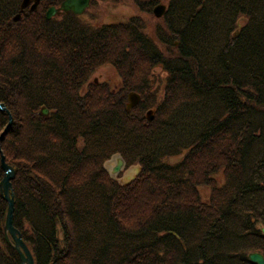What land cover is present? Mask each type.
<instances>
[{"label": "trees", "instance_id": "trees-1", "mask_svg": "<svg viewBox=\"0 0 264 264\" xmlns=\"http://www.w3.org/2000/svg\"><path fill=\"white\" fill-rule=\"evenodd\" d=\"M62 1L42 0L15 22L22 0H0V102L13 117L0 149L14 170L13 225L34 264L264 255V0H164L157 40L131 22L46 19ZM106 62L145 96L136 85L165 70L153 121L145 97L127 111L123 88L87 82ZM7 121L0 111V134ZM115 154L139 165L128 184L104 169ZM6 209L0 192V264H21L3 236Z\"/></svg>", "mask_w": 264, "mask_h": 264}, {"label": "rangeland", "instance_id": "rangeland-1", "mask_svg": "<svg viewBox=\"0 0 264 264\" xmlns=\"http://www.w3.org/2000/svg\"><path fill=\"white\" fill-rule=\"evenodd\" d=\"M33 1L34 0H30L29 5L24 10H19L18 13L21 14L20 18L26 10L29 11V7L33 3ZM41 1L42 0L38 2L37 7L41 5L40 4ZM60 4L58 6H51V7L58 8ZM158 5L166 6V2L164 0H90L89 8H87L81 15H76V16L80 17L79 21L81 23L89 24V26L92 29L99 27V25L107 27V26H112V25H118L121 23L126 24V23L131 22L132 23L131 25H135L141 35H143L144 37L151 36L154 40H157L156 32L158 31V27L162 24V22L154 17L153 9L156 8ZM30 12H33V11H30ZM157 48L160 51H162V53L164 54L163 56H166V57L169 56L170 50L168 51L163 50L164 47H161V45H158ZM164 71L165 70H163L160 65H156V68L149 70L148 74L143 78V81L136 85L137 87L143 86L142 87L144 89L143 91H145L148 95V96H145L143 93H141L142 95L140 94L142 98L145 97V100L147 103V111L144 112L145 114L144 119L148 120L149 122L153 121L157 117L154 104L162 101L163 99L162 95L165 89V83L167 81V74ZM88 81L94 84L106 83L110 87H112V89H115V88L121 89L123 88V85H125L122 78L119 76L116 69L114 68L113 64L110 62L109 63L106 62V63L99 65L95 69V71L88 77L87 82ZM83 90L86 91V87L82 88L81 91L79 90V93L83 94L84 93ZM137 91H138L137 88L134 90L133 88H129V87L122 89V92L127 95V98H128V95L131 93L139 94ZM147 97H148V100H147ZM139 102L137 106L139 105ZM0 104H2L3 106V110L0 109V111L6 113L7 116L8 117L10 116L11 118V124H10V127H11L13 123V117L11 113L9 112L8 108L5 106V104L2 102H0ZM127 104H128V100L126 102V106ZM149 110L151 111V115H152L151 120H149V118L146 115ZM7 124H8V121L5 124L4 129L1 133L2 139H0V145H1V142L3 141V133H4V130L6 129ZM7 130L9 129H6V132ZM0 155H2L1 149H0ZM178 156L179 154L169 156L167 157V159H164V161H166L167 163L169 162L174 163L178 160L177 158ZM114 165L115 163L113 161L110 162L109 160H107L106 163H104L105 168L110 173H112V168ZM138 166L139 165L137 163H134L131 166H128L127 164H125L124 167L117 174L115 175L112 174V176H110L108 172L107 174L111 179H116L120 183L122 182L129 183V181L137 175V171L139 168ZM202 190L204 194H207V191H205L204 189ZM3 236H4V230H3ZM9 240L10 242L12 241L11 238H9ZM252 252L261 253L259 251L252 250V251H249L248 254Z\"/></svg>", "mask_w": 264, "mask_h": 264}, {"label": "water", "instance_id": "water-1", "mask_svg": "<svg viewBox=\"0 0 264 264\" xmlns=\"http://www.w3.org/2000/svg\"><path fill=\"white\" fill-rule=\"evenodd\" d=\"M40 0H34L33 3L29 7V11H34L37 8V4ZM30 3V0H23L20 8L21 10H24ZM90 6V0H64L58 8L51 7L46 12L45 16L47 19H51L55 15H61L64 13L71 12L75 15L82 14L87 8ZM165 11V6L158 5L156 8L153 9V14L156 18H160ZM20 13L16 14L13 18V21H17L20 18ZM139 95L131 93L128 95V104L126 106V110L129 111L131 108H133L135 105H137L139 101ZM0 109L3 110L2 104H0ZM41 113L45 115L47 111L45 109L41 110ZM147 117L149 120L152 119L151 111L149 110L147 112ZM8 124L6 126V129L10 127L11 124V118L9 116L8 118ZM4 130V132L6 131ZM0 139H2V134L0 136ZM113 161L115 165L112 168V173L106 171L110 176L112 174H117L120 172V170L124 167V160L119 155H114L110 162ZM0 166L3 171V177L0 181V192L2 194L3 200L7 204L6 214H5V222H4V238L6 242L12 246V248L17 252L21 264H34L32 255L29 251V249L24 244L21 235L19 231L13 226V212H14V198L12 193V184L11 181L14 178V170L5 163L4 157L1 156L0 159ZM132 181V179L130 180ZM129 181V182H130ZM128 183V182H126ZM262 232L264 233V229H262ZM11 238V242L9 240ZM247 258L249 262L252 264H264V256L261 253L258 252H252L247 255Z\"/></svg>", "mask_w": 264, "mask_h": 264}]
</instances>
